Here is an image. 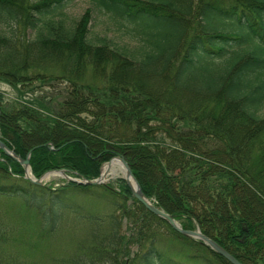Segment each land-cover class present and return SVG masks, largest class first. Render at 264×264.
<instances>
[{
    "label": "trees",
    "instance_id": "trees-1",
    "mask_svg": "<svg viewBox=\"0 0 264 264\" xmlns=\"http://www.w3.org/2000/svg\"><path fill=\"white\" fill-rule=\"evenodd\" d=\"M75 1L0 0L10 30L0 29V83L20 96L0 92L2 141L23 160L32 152L37 179L95 180L123 157L185 230L199 228L242 264H264V0H90L127 28L133 50L91 40L92 9L68 26ZM20 28L35 39L23 41ZM89 70L99 84L84 82ZM57 79L71 88L56 105L24 98L34 81ZM69 217L88 225L63 264H231L148 211L122 178L39 186L0 150V264H42L17 255L18 244L35 248L21 237L38 232L51 244Z\"/></svg>",
    "mask_w": 264,
    "mask_h": 264
},
{
    "label": "rangeland",
    "instance_id": "rangeland-1",
    "mask_svg": "<svg viewBox=\"0 0 264 264\" xmlns=\"http://www.w3.org/2000/svg\"><path fill=\"white\" fill-rule=\"evenodd\" d=\"M92 9V20L90 23L89 30L90 32V39L94 40L95 42L98 41L100 38H107L110 40V43L118 49H121L122 47L128 48L129 50H133L137 45V41L132 38L127 33V28L119 25V23L112 19L110 15H107L106 13L101 12L97 8L94 7V5L91 3L90 0H77L68 8L65 10V16L63 17L66 21L68 26H71L78 22L81 17H83L88 10ZM0 29L2 33L10 34V30L6 28L5 26L0 25ZM18 30L17 36H20V38L25 41L26 39H35V34L29 30ZM140 46V45H138ZM61 67H57V76H60L61 70H59ZM59 70V71H58ZM99 76H95L92 71L89 70V72L86 73V78L84 82H88L91 85L93 84H99L97 82V79H99ZM70 84L66 81H63L62 79H57L52 82V84H49L48 86L42 87L41 81H34L31 85V88H24V92H29L32 88L34 89L33 92L27 93L24 98L26 100L32 99L36 96L40 95H49L51 98V105H56V103L60 100H62L61 95L66 96L67 94H64L66 89L71 88L69 86ZM95 86V85H94ZM97 86V85H96ZM95 86V87H96ZM101 87V86H98ZM0 92H5L9 99L11 100H19L20 96L18 95V92L13 89L10 85L6 83H0ZM35 93V94H34ZM66 93V92H65ZM60 94V95H59ZM46 98V97H45ZM105 166V165H104ZM103 166V167H104ZM124 174L121 173L120 175L116 177L108 176L107 181L115 182L120 178H123ZM64 178L53 174L49 178L44 179V184L47 186H52L53 188H57L60 185H62V180ZM33 222V221H32ZM87 225L88 223L84 220H80L76 223L72 221V217H69V225L65 232H63L61 235H58V237H55L51 244H43L40 243L38 232L35 234V236H30L29 233H24L21 237L22 240L25 241L28 240L29 243H34L35 248H27L23 244H18V248L15 249V252H17V255H20L22 259L27 261H34L42 264H63L60 262L64 258H67L69 255L71 256L73 254L74 248L76 247L78 239L83 236L87 231ZM129 227L130 224L127 220L123 221L122 230L125 233H129ZM24 232V231H23ZM37 243V245H36ZM136 248H132V251H135ZM44 257L49 258L50 260L44 259ZM172 259V263H177L178 260L175 256H170ZM46 261V262H43ZM184 261V260H181Z\"/></svg>",
    "mask_w": 264,
    "mask_h": 264
},
{
    "label": "water",
    "instance_id": "water-1",
    "mask_svg": "<svg viewBox=\"0 0 264 264\" xmlns=\"http://www.w3.org/2000/svg\"><path fill=\"white\" fill-rule=\"evenodd\" d=\"M0 117H1V109H0ZM0 149L9 157H11L13 160L19 162L21 165L25 168V177L27 180L31 181L35 185L43 186L44 185V179L48 178L49 176L53 174H57L67 181L75 182L83 185H89V186H95V185H103L108 184L109 181L108 178H104L103 169L101 172V175L98 179L95 180H79V179H73L69 177L65 171H52L48 172L45 175H43L40 179H36L31 171V165H30V158L32 152H30L27 156L26 160H23L20 156L16 155L13 151L9 149V147L2 141L0 136ZM120 161L121 166L123 168V174L124 179L127 182L129 188L131 189L134 197L151 213L156 215L157 217L167 221L171 227L178 233L182 234L183 236L189 237L191 239L200 240L204 244H206L208 247H210L214 252H216L218 255L224 257L228 262L231 264H242L238 259L235 258L230 252H228L225 248L220 246L218 243L210 239L209 237L205 236L200 230L191 231V230H185L182 228L179 222H177L174 218V216L166 213L165 211L159 209L156 207L151 200H149L143 193L142 187L139 183V181L136 179L132 168L130 164L126 161L123 157H117L112 159L110 162L106 164V166H110L114 161ZM246 232L248 231L247 228L244 229ZM242 243H245V238L241 240Z\"/></svg>",
    "mask_w": 264,
    "mask_h": 264
},
{
    "label": "bare ground",
    "instance_id": "bare-ground-1",
    "mask_svg": "<svg viewBox=\"0 0 264 264\" xmlns=\"http://www.w3.org/2000/svg\"><path fill=\"white\" fill-rule=\"evenodd\" d=\"M104 178L108 176L116 177L123 173V168L120 161H114L110 166H105L103 168Z\"/></svg>",
    "mask_w": 264,
    "mask_h": 264
}]
</instances>
